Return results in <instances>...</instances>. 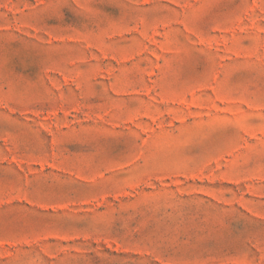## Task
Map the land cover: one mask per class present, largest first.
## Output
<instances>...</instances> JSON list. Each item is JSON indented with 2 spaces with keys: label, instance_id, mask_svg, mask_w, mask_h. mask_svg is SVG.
<instances>
[{
  "label": "rangeland",
  "instance_id": "1",
  "mask_svg": "<svg viewBox=\"0 0 264 264\" xmlns=\"http://www.w3.org/2000/svg\"><path fill=\"white\" fill-rule=\"evenodd\" d=\"M0 264H264V0H0Z\"/></svg>",
  "mask_w": 264,
  "mask_h": 264
}]
</instances>
